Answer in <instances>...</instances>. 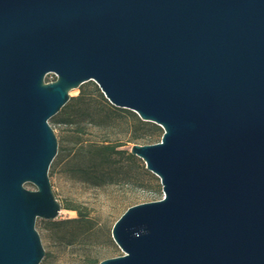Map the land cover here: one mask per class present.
Here are the masks:
<instances>
[{
    "label": "water",
    "instance_id": "95a60500",
    "mask_svg": "<svg viewBox=\"0 0 264 264\" xmlns=\"http://www.w3.org/2000/svg\"><path fill=\"white\" fill-rule=\"evenodd\" d=\"M89 81L164 130L131 148L164 197L126 210L101 264H264V0H0V264L45 256L49 121Z\"/></svg>",
    "mask_w": 264,
    "mask_h": 264
},
{
    "label": "rangeland",
    "instance_id": "374dc122",
    "mask_svg": "<svg viewBox=\"0 0 264 264\" xmlns=\"http://www.w3.org/2000/svg\"><path fill=\"white\" fill-rule=\"evenodd\" d=\"M45 81L54 78L46 76ZM80 87L70 96H77ZM82 87L87 91L84 102L74 104L67 112L60 111L49 121L58 140V158L51 164L49 178L61 211L55 220L36 221L45 250L40 264H101L123 255L112 237L114 224L128 208L164 197L160 178L131 153L134 145L156 144L162 131L157 134L152 126L138 123L132 115L103 109L92 83ZM105 145L125 152L102 153ZM26 187L36 189L30 183ZM68 206L78 208L85 220L50 223L80 218Z\"/></svg>",
    "mask_w": 264,
    "mask_h": 264
},
{
    "label": "trees",
    "instance_id": "16d2710c",
    "mask_svg": "<svg viewBox=\"0 0 264 264\" xmlns=\"http://www.w3.org/2000/svg\"><path fill=\"white\" fill-rule=\"evenodd\" d=\"M48 76H52L54 78V81L57 79V77L53 74H49ZM47 76V77H48ZM88 83H92L93 85V91L94 93L96 94V98L98 99L99 103H100V106L103 108V109H107L108 111H114L116 113H125V114H128V115H132L133 118L135 119V121H137L138 123H148L146 125H150L152 126L154 129L153 131L155 130V132L157 134H159V132L162 131V137H163V134H164V131L162 129V127L156 125V124H153L151 122H142L140 119V117L133 111L131 110H127V109H121V108H118L116 106H114L113 104H111L109 102V100L105 97L104 93L101 91L100 87L94 82V81H90ZM83 86V85H82ZM80 87V93L77 95V96H72L70 97V100L68 101V103L62 108L61 112H67L68 109H70L74 104H81L82 102H84L85 98L87 97V91L84 87ZM162 140V138L160 137V139L157 141V143H159L160 141ZM116 147L117 146H109V145H105V146H102L101 147V152L102 153H122V152H125V151H122V150H116ZM132 157V156H130ZM58 158V154L56 156V158L54 159L53 163H55L56 159ZM58 160H57V164H58ZM69 209L71 210H75L79 213V217L80 218H77V219H69V220H61V221H52L50 223L52 224H55V225H62V224H70V223H79L81 221V219H84L85 216L84 214L78 209V208H75L73 206H68ZM85 220V219H84Z\"/></svg>",
    "mask_w": 264,
    "mask_h": 264
}]
</instances>
